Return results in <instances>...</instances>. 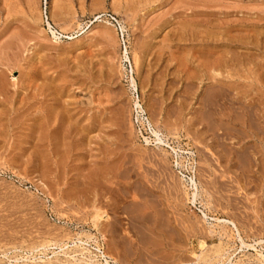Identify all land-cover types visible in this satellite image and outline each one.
I'll return each mask as SVG.
<instances>
[{"label": "rangeland", "instance_id": "obj_1", "mask_svg": "<svg viewBox=\"0 0 264 264\" xmlns=\"http://www.w3.org/2000/svg\"><path fill=\"white\" fill-rule=\"evenodd\" d=\"M259 140L264 0H0V264H264Z\"/></svg>", "mask_w": 264, "mask_h": 264}, {"label": "bare ground", "instance_id": "obj_2", "mask_svg": "<svg viewBox=\"0 0 264 264\" xmlns=\"http://www.w3.org/2000/svg\"><path fill=\"white\" fill-rule=\"evenodd\" d=\"M46 5V4H45ZM47 26H48V29L50 30V33L53 35V37L55 38V40L57 39H59L60 38V36H61V34H59V33H57L56 31H54L51 27H50V25L49 24H47ZM124 58H126V56L124 57ZM214 63V62H213ZM216 64V63H215ZM217 65V64H216ZM210 75H212V74H209L208 76H210ZM216 75H213L212 77H211V81H215L214 83L215 84H213L212 86H215V87H217V79H216V77H215ZM221 81V80H220ZM219 82V81H218ZM131 85H132V87L134 88V82H133V80H132V78H131ZM209 84V83H208ZM212 84V83H211ZM217 84V85H216ZM227 84V83H226ZM209 86V85H208ZM131 87V86H130ZM215 87L213 88V89H215ZM232 88V87H231ZM258 91V90H257ZM234 92V91H233ZM251 93V92H250ZM237 100V99H236ZM57 101V100H56ZM240 101V100H239ZM240 104V103H239ZM238 104V105H239ZM242 104H244V103H242ZM250 104V103H249ZM247 105V104H246ZM253 105V104H252ZM135 106H137V108L136 109H138L137 110V114H138V118H140V114L141 113H143V111H142V109H141V107L136 103V105ZM249 108V107H248ZM248 110V109H247ZM243 112V111H242ZM53 115V114H52ZM243 115V114H242ZM242 115H241V117H242ZM252 115V114H251ZM143 116V115H142ZM259 117V116H258ZM46 118H47V116H46ZM223 119V118H222ZM221 119V120H222ZM258 119V118H257ZM220 120V121H221ZM234 120V119H233ZM239 120V119H238ZM228 122V121H227ZM230 122V121H229ZM228 122V123H229ZM262 122V121H261ZM226 123V122H225ZM227 123V124H228ZM231 123V122H230ZM229 123V124H230ZM247 123V122H246ZM245 122L243 123V125H242V129H243V133H246V131L248 130V124H246ZM251 123V122H250ZM150 125V124H149ZM254 125V124H253ZM229 126V125H228ZM233 126V125H232ZM236 126V125H235ZM222 127V126H221ZM227 127V126H226ZM237 127H239V126H237ZM222 129V128H221ZM236 129V128H235ZM241 129V130H242ZM259 129V128H258ZM261 129V128H260ZM150 131H151V134H152V137H153V139H151V140H149L148 138H144L143 140L145 141V143H146V145H155V146H157L158 148L159 147H163V148H169L170 146H169V143L165 140L166 138L165 137H163V135H161V133H159L158 131H156V130H154V129H150ZM226 131V130H225ZM224 131V132H225ZM232 131V130H231ZM49 133V132H48ZM54 133V132H53ZM234 133V132H233ZM221 135V134H220ZM51 136V135H50ZM245 136V135H244ZM251 136V135H250ZM259 136V135H258ZM219 137V136H218ZM221 137V136H220ZM223 137H225L224 135H223ZM222 138V137H221ZM232 138V137H231ZM246 138V137H245ZM259 138V137H258ZM219 140V139H218ZM221 140V139H220ZM226 140V139H225ZM241 140H243V139H241ZM228 141V140H227ZM258 141V140H257ZM259 143L262 145V140H259ZM258 143V144H259ZM224 144H226V143H224ZM240 145H241V143H239ZM239 144H238V146H239ZM257 144V145H258ZM264 144V143H263ZM232 145V144H231ZM256 145V146H257ZM238 146H236V147H238ZM248 146V145H247ZM254 146V145H253ZM259 146V145H258ZM227 148V147H226ZM232 148V147H231ZM260 148H261V146H260ZM160 149V148H159ZM171 149V148H170ZM173 149V148H172ZM248 148H246L244 145H242L241 147H238V148H234V151H233V153L234 154H236L234 157H236L237 156V154L238 153H240L241 154V156L240 157H245L246 156V158L248 159V153H249V151L247 150ZM252 149H254V147L252 148ZM262 149V148H261ZM260 149V150H261ZM174 150V149H173ZM173 150H171L172 152H173ZM233 150V149H232ZM175 151V150H174ZM230 151V150H229ZM263 151H261V153H262ZM223 153V152H222ZM232 152L230 153V155L231 156H233L234 154H233ZM173 154H175V152L173 153ZM239 154V155H240ZM227 155H228V153H227ZM249 155H250V153H249ZM229 156V155H228ZM252 156V155H251ZM224 157H226L225 155H224ZM238 159V158H237ZM236 159V160H237ZM242 159V158H241ZM244 159V158H243ZM254 159V158H253ZM227 160V159H226ZM228 161V160H227ZM236 162V161H235ZM235 162H234V164H235ZM243 162V161H242ZM229 163H230V160H229ZM178 165V164H177ZM180 174H181V172H180ZM182 176H184V174L182 175ZM190 181V183L189 184H191V187H192V202L191 203H194L195 202V199H196V193H197V191L199 190L198 188H197V183L194 181V179L193 178H190L189 179ZM190 186V185H189ZM191 189V188H190ZM225 192V191H224ZM198 194V193H197ZM192 205H194V204H192ZM96 208V207H95ZM93 209H94V207H93ZM203 213V212H202ZM91 216V215H90ZM92 217V216H91ZM90 217V218H91ZM101 217H103L102 215H99V214H95L94 216H93V220H92V226L94 227V228H97L98 227V220L101 218ZM202 217H203V219H204V221L205 220H207L208 221V218H207V215L206 214H202ZM212 219V222H215L218 226H220L221 228H223L224 230H226V229H231L232 231H234L235 233V235H237V237L240 239V237H239V231H238V229H237V226L232 222V221H227V220H220V219H218V218H211ZM91 225V224H90ZM208 226V225H207ZM214 227V226H213ZM219 228V227H218ZM210 229H212V228H210ZM209 229V230H210ZM206 230V229H205ZM219 230H221V229H219ZM230 230V231H231ZM223 231V230H222ZM205 232V231H204ZM225 232V231H224ZM208 233H209V235L211 234V235H214V234H212L213 233V231H208ZM207 233V234H208ZM231 233V232H230ZM216 234V233H215ZM218 234V233H217ZM229 234V233H228ZM223 235V234H222ZM235 237V236H234ZM228 238V237H227ZM237 238V239H238ZM238 239V240H239ZM240 241H241V246L243 245V246H246L245 248H247V247H249V248H253V246L252 245H246V244H244L243 243V241L240 239ZM66 243V242H65ZM81 244V243H80ZM256 244V243H255ZM261 244V243H260ZM260 244H258V245H260ZM75 245V244H74ZM254 245V244H253ZM55 246V245H54ZM60 246V245H59ZM63 246V245H62ZM64 246H65V244H64ZM257 246V245H256ZM82 248V247H81ZM60 249H62V248H60ZM86 249V248H85ZM84 249V250H85ZM255 249V248H254ZM254 249H252V250H254ZM59 250V249H58ZM60 251V250H59ZM100 251V250H99ZM258 251V250H257ZM83 252H85V251H83ZM255 252V251H254ZM79 253V252H78ZM258 253V255H259V257H261V258H263L264 259V255L261 253V252H257ZM101 254V258L104 260V263L105 264H117V262H115V261H113L111 258H110V256L108 255V256H106L103 252H101L100 253ZM81 255V254H80ZM90 258V257H89ZM260 259V258H259ZM77 260H78V258H77ZM109 260H111V261H109ZM261 260V259H260ZM90 261V260H89ZM261 263V262H260ZM263 263H264V261H263ZM77 264V263H76Z\"/></svg>", "mask_w": 264, "mask_h": 264}, {"label": "built area", "instance_id": "obj_3", "mask_svg": "<svg viewBox=\"0 0 264 264\" xmlns=\"http://www.w3.org/2000/svg\"><path fill=\"white\" fill-rule=\"evenodd\" d=\"M117 33H118V35L120 37V40L122 41L123 40V36H122L121 32L119 31V27H117Z\"/></svg>", "mask_w": 264, "mask_h": 264}]
</instances>
